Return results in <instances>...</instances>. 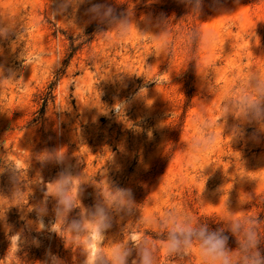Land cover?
Returning a JSON list of instances; mask_svg holds the SVG:
<instances>
[{"label":"rangeland","instance_id":"374dc122","mask_svg":"<svg viewBox=\"0 0 264 264\" xmlns=\"http://www.w3.org/2000/svg\"><path fill=\"white\" fill-rule=\"evenodd\" d=\"M92 2L117 15L132 9L137 26L122 38L114 29L110 39L97 32L70 57L72 44L102 26L87 22L89 4L53 16L60 0H0V24L14 30L0 39V264H51L49 248L61 264H82L68 225L103 202L106 184L130 188L138 208L113 214L94 249L107 253L132 236L161 244L148 221L170 209L214 227L212 218L228 209L258 217L264 238V134L256 142V126L245 125V138L234 142L235 121L220 119L225 95L246 91L251 72L264 77V0H214L211 8L205 0L200 13L178 0ZM145 16L168 18L167 32ZM73 17L83 31L68 27ZM193 31L210 38L193 39ZM52 82L54 98L40 113ZM61 174L79 190V206L66 217L46 196ZM156 255L157 264H201L195 245L183 257L162 247Z\"/></svg>","mask_w":264,"mask_h":264},{"label":"clouds","instance_id":"9594fccd","mask_svg":"<svg viewBox=\"0 0 264 264\" xmlns=\"http://www.w3.org/2000/svg\"><path fill=\"white\" fill-rule=\"evenodd\" d=\"M148 2L151 3L153 0H148ZM178 2L191 11L200 13L205 0H178ZM212 2L214 0L209 2L210 8ZM85 3L89 4V7L85 9V14L88 16L87 22H95L104 26L98 32L105 39H110L106 33L111 29L115 30L118 38L126 36L130 24L135 22L132 9L117 15L110 4L93 3L92 0H60L58 8L52 12V15L67 13L69 7L75 13L78 7ZM142 20L146 25L159 28V33L167 32L168 18L159 17L154 21L152 17L145 16ZM68 21H71L68 25L70 29L83 31V28L75 22L74 17ZM10 34H14L12 26L0 24V39H5ZM191 35L193 39L199 38L202 41L210 38V34L201 35L198 31H193ZM167 48L168 41L164 40L159 51L163 53ZM245 87L246 91H241L236 95H225L222 102L223 114L220 119H223L225 124L229 117L235 121L228 128V133L232 134L234 142L245 138V125L254 124L256 130L250 138L259 142L260 135L264 134V77L257 72H251L247 77ZM106 113L107 111H104V114ZM210 140L211 137L206 142ZM197 143L202 142L197 141ZM102 195L101 204H97L91 211L82 213L85 219L73 220L68 225V230L74 234L80 245V252L83 256L82 264H157L156 253L159 248L162 247L169 257H183L190 252L193 245L198 248L201 264H264V254L260 248L264 244V238L258 230L259 218L234 215L227 206V214L218 219L212 218V223L218 225L215 228L210 227L208 220L198 221L191 215L170 209L158 219L148 221L163 235L161 244L158 245L146 237L132 236L127 242L116 243V246L107 253L102 249H94L92 247L94 242L103 244L105 231L112 227L113 214L127 215L133 209L138 208L130 188H119L114 185L110 187L106 184ZM46 196L55 198L56 215L66 217L74 207L79 206L77 203L78 182L68 174H61L47 185ZM239 202L244 204L251 201L241 199L239 196ZM58 230L59 226L54 227L53 225L51 231L57 232ZM229 233L235 238L236 246L233 248L228 246ZM23 242L20 237L16 239L15 243L18 246L16 253ZM33 243L37 241L33 240ZM45 256L51 264H61L56 256L51 255L50 248L45 251Z\"/></svg>","mask_w":264,"mask_h":264},{"label":"trees","instance_id":"16d2710c","mask_svg":"<svg viewBox=\"0 0 264 264\" xmlns=\"http://www.w3.org/2000/svg\"><path fill=\"white\" fill-rule=\"evenodd\" d=\"M102 29V26H96V25H92L89 30H88V36L86 37V40L79 42L78 44H72V52L70 54V57L73 56V54L75 53V50L78 49V47L80 46V44L86 42L87 40H89L90 38H92L94 36L95 33H97L99 30ZM186 86H187V94L190 97L191 92H192V75L189 77V79L186 82ZM54 89H55V83L52 82L49 86H48V90L46 91V93L43 95L42 99V103H41V108H40V113L44 112L46 105L48 104V101L54 98ZM215 228L214 226H210ZM229 235V234H228ZM228 244H235L234 239L232 238V236L229 235V241ZM262 254H264V252L262 251Z\"/></svg>","mask_w":264,"mask_h":264}]
</instances>
